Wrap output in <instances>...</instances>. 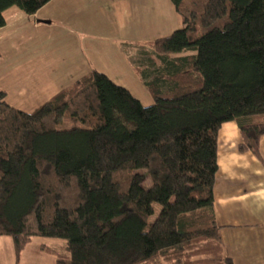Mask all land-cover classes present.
Here are the masks:
<instances>
[{
  "label": "trees",
  "instance_id": "obj_1",
  "mask_svg": "<svg viewBox=\"0 0 264 264\" xmlns=\"http://www.w3.org/2000/svg\"><path fill=\"white\" fill-rule=\"evenodd\" d=\"M50 0H0L36 13ZM183 27L134 67L145 105L97 68L32 111L0 89V235L55 264H234L214 209L218 133L262 160L264 0H172ZM69 115L82 125L60 126Z\"/></svg>",
  "mask_w": 264,
  "mask_h": 264
},
{
  "label": "rangeland",
  "instance_id": "obj_2",
  "mask_svg": "<svg viewBox=\"0 0 264 264\" xmlns=\"http://www.w3.org/2000/svg\"><path fill=\"white\" fill-rule=\"evenodd\" d=\"M55 19L40 22L17 6L0 30V89L12 105L32 111L62 87L97 68L143 104L154 102L134 67L150 41L183 27L172 0H52ZM45 9V11H46ZM82 125L66 116L60 126ZM61 238L34 236L17 258L14 240L0 235V264H55ZM60 251V250H59Z\"/></svg>",
  "mask_w": 264,
  "mask_h": 264
},
{
  "label": "crops",
  "instance_id": "obj_3",
  "mask_svg": "<svg viewBox=\"0 0 264 264\" xmlns=\"http://www.w3.org/2000/svg\"><path fill=\"white\" fill-rule=\"evenodd\" d=\"M51 1L33 14L35 18L42 17L39 21L43 24L55 19L53 12L46 9ZM241 140L235 121L222 124L214 209L222 227L224 250L234 264H264V135L260 139L262 160L251 151L240 152Z\"/></svg>",
  "mask_w": 264,
  "mask_h": 264
}]
</instances>
